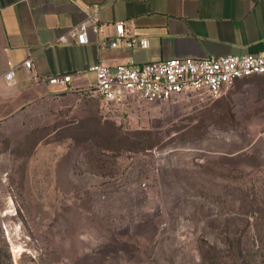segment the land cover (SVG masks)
Masks as SVG:
<instances>
[{"label":"rangeland","instance_id":"rangeland-1","mask_svg":"<svg viewBox=\"0 0 264 264\" xmlns=\"http://www.w3.org/2000/svg\"><path fill=\"white\" fill-rule=\"evenodd\" d=\"M15 119L0 264H264V74L215 98L64 91Z\"/></svg>","mask_w":264,"mask_h":264},{"label":"crops","instance_id":"crops-1","mask_svg":"<svg viewBox=\"0 0 264 264\" xmlns=\"http://www.w3.org/2000/svg\"><path fill=\"white\" fill-rule=\"evenodd\" d=\"M88 14L110 24L98 33L88 30L85 44L56 42ZM114 21L146 37L148 47H111ZM245 53L264 54V0H0V72L8 63L17 66L13 84L0 80V125L48 95L86 92L95 83L88 66L96 62L114 67ZM64 73L72 75L68 86L31 79Z\"/></svg>","mask_w":264,"mask_h":264},{"label":"built area","instance_id":"built-area-1","mask_svg":"<svg viewBox=\"0 0 264 264\" xmlns=\"http://www.w3.org/2000/svg\"><path fill=\"white\" fill-rule=\"evenodd\" d=\"M110 23L98 21L95 14L70 27L57 36L56 42L78 44L88 41V30L102 31ZM115 37L111 47L121 44L148 47L146 37L134 35L126 28L124 21H114ZM25 68L32 67L31 59L23 62ZM17 66L8 63L0 72V80L8 85L15 82ZM95 75V83L86 91L99 96L106 102H122L138 97L147 102L174 99L190 92H202L211 97L221 96L237 81L264 74V54H225L205 57H171L137 64L132 61L110 67L103 62L88 66ZM34 83L47 81L49 84L68 86L72 75L64 73L47 77L32 76ZM5 182V179H2Z\"/></svg>","mask_w":264,"mask_h":264},{"label":"trees","instance_id":"trees-1","mask_svg":"<svg viewBox=\"0 0 264 264\" xmlns=\"http://www.w3.org/2000/svg\"><path fill=\"white\" fill-rule=\"evenodd\" d=\"M237 249V248H236ZM237 252L239 253V250L237 249Z\"/></svg>","mask_w":264,"mask_h":264}]
</instances>
